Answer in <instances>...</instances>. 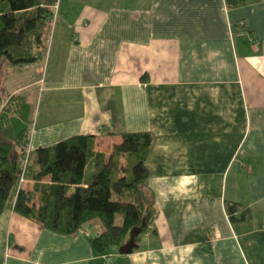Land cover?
Here are the masks:
<instances>
[{
  "label": "crops",
  "instance_id": "crops-1",
  "mask_svg": "<svg viewBox=\"0 0 264 264\" xmlns=\"http://www.w3.org/2000/svg\"><path fill=\"white\" fill-rule=\"evenodd\" d=\"M68 1L67 35L33 65L0 59V90L32 109L39 89L28 153L152 134L153 217L131 255L99 256V220L65 235L9 208L0 264H264V0Z\"/></svg>",
  "mask_w": 264,
  "mask_h": 264
},
{
  "label": "trees",
  "instance_id": "trees-1",
  "mask_svg": "<svg viewBox=\"0 0 264 264\" xmlns=\"http://www.w3.org/2000/svg\"><path fill=\"white\" fill-rule=\"evenodd\" d=\"M58 1L0 0V59L12 66L35 64V50L43 45ZM11 105L19 117L9 121L0 117V216L12 208L23 218L65 235L99 220L104 232L91 240L99 256L118 251L146 219L137 244L153 217V203L145 192L149 178L145 161L153 135L121 134V140L101 148L104 151L98 150L94 136H77L28 153L30 106L21 98ZM27 155L21 184V160ZM92 160L95 172L88 180L86 170ZM120 215L123 223L119 226L116 218Z\"/></svg>",
  "mask_w": 264,
  "mask_h": 264
},
{
  "label": "rangeland",
  "instance_id": "rangeland-1",
  "mask_svg": "<svg viewBox=\"0 0 264 264\" xmlns=\"http://www.w3.org/2000/svg\"><path fill=\"white\" fill-rule=\"evenodd\" d=\"M79 8L81 7L78 1H76L75 3H71L68 0H63L62 2L61 0L58 1V7L54 9L55 12L54 20L52 21L51 24H49V27L47 28V30L44 32L43 35V45H42L43 50H41L43 59L44 57H46V53H47L46 50L48 49L49 43L52 40L53 36L55 35V31L59 32V34L62 33V35H67L68 29H66V27L64 28V26L65 25L67 26L69 21L74 20L76 14L79 11ZM44 61L42 60L41 67H39L37 70L35 69L36 73H38L39 75V78L42 77V75L44 74ZM49 73H50V69H49ZM18 76H20L19 73ZM1 83L2 80H0V88H2ZM9 91H10L9 89L7 91L0 90V117L4 116L6 119H8V121L13 119L14 117L16 118L19 117L17 110H14V107L11 108L12 106L11 104L13 100L17 97L14 96L10 97ZM1 93H4V95ZM31 101L33 103H32V109H30V114L28 119V121H30L31 123L30 129L34 126V122H35L34 116H36V113H38L40 108L41 95L39 93V89H37V92L34 94V99L33 100L31 99ZM105 149H107V147ZM120 224H121V220L119 219L117 221V225Z\"/></svg>",
  "mask_w": 264,
  "mask_h": 264
},
{
  "label": "water",
  "instance_id": "water-1",
  "mask_svg": "<svg viewBox=\"0 0 264 264\" xmlns=\"http://www.w3.org/2000/svg\"><path fill=\"white\" fill-rule=\"evenodd\" d=\"M146 222H147V220L144 219L142 228L133 229V231L131 232V235H130L129 242L126 243L124 246H122L118 250L119 255H122V256L131 255L134 252V250L138 249V246L136 244V239L139 235H141L142 229L146 227Z\"/></svg>",
  "mask_w": 264,
  "mask_h": 264
},
{
  "label": "built area",
  "instance_id": "built-area-1",
  "mask_svg": "<svg viewBox=\"0 0 264 264\" xmlns=\"http://www.w3.org/2000/svg\"><path fill=\"white\" fill-rule=\"evenodd\" d=\"M241 25H243V23H241ZM28 155L27 157L23 158L21 160V163H22V166H21V169H22V174H21V178H20V183L22 184L24 182V175H25V170H26V166H27V163H28Z\"/></svg>",
  "mask_w": 264,
  "mask_h": 264
}]
</instances>
